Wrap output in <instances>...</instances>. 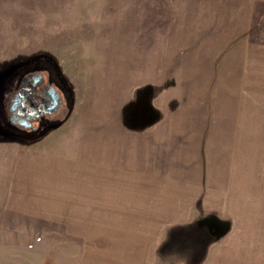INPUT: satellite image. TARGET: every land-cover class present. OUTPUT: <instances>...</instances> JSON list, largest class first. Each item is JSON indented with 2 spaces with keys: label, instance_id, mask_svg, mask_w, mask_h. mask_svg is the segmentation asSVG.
Listing matches in <instances>:
<instances>
[{
  "label": "crops",
  "instance_id": "0c3cea01",
  "mask_svg": "<svg viewBox=\"0 0 264 264\" xmlns=\"http://www.w3.org/2000/svg\"><path fill=\"white\" fill-rule=\"evenodd\" d=\"M255 9L264 12V0L249 7L250 26ZM255 42L227 88L232 108L185 115V131L174 129V118L130 130L120 114L127 86L120 99L80 98L71 115L17 153L13 189L25 194L20 205L12 197V207L79 238L88 264H182L172 244L201 237L197 229L213 222L216 238L201 248L199 264H264V29ZM163 149H174L169 161ZM166 243L170 252L162 254Z\"/></svg>",
  "mask_w": 264,
  "mask_h": 264
},
{
  "label": "rangeland",
  "instance_id": "374dc122",
  "mask_svg": "<svg viewBox=\"0 0 264 264\" xmlns=\"http://www.w3.org/2000/svg\"><path fill=\"white\" fill-rule=\"evenodd\" d=\"M257 2L0 0V73L53 63L68 115L80 98L83 104L120 99L127 86L120 114L130 130L146 131L174 118V129L185 131V115L211 116L219 106L229 110L235 104V92L227 88L242 72L244 48L256 44L257 31L264 29L262 10L255 9L249 24L248 9ZM57 126L33 138L0 134V264H88L79 238L11 205L12 197L20 205L25 194L13 189L17 153ZM172 153L163 149L162 161ZM162 166L167 169L168 162ZM214 225L197 229L201 237L180 232L183 241L171 249L180 248L175 253L182 264L205 259L201 248L216 238ZM169 252L166 243L160 253Z\"/></svg>",
  "mask_w": 264,
  "mask_h": 264
},
{
  "label": "flooded vegetation",
  "instance_id": "af4514ba",
  "mask_svg": "<svg viewBox=\"0 0 264 264\" xmlns=\"http://www.w3.org/2000/svg\"><path fill=\"white\" fill-rule=\"evenodd\" d=\"M45 66L48 67L26 69L13 66L0 73V134L4 137L33 138L57 123L51 120L49 113L53 105L50 87L55 85L64 91L63 83L54 72L53 63ZM45 69L49 72L48 82L41 77L29 76L31 72ZM54 95L59 96L57 90ZM32 126L36 129L30 130Z\"/></svg>",
  "mask_w": 264,
  "mask_h": 264
},
{
  "label": "water",
  "instance_id": "95a60500",
  "mask_svg": "<svg viewBox=\"0 0 264 264\" xmlns=\"http://www.w3.org/2000/svg\"><path fill=\"white\" fill-rule=\"evenodd\" d=\"M48 74H49V72L45 69V70H39L36 72H31L29 74V76L31 78L41 77L45 82H48L47 81ZM50 90H51V94L53 95V105L50 107L49 113L51 114V120L53 122L59 123V122H62L64 120V118L66 117L67 102H66L65 93H64V91H62L60 88H58L55 85H54V87H50ZM56 90H57L59 96L54 95ZM33 123L35 125V122H33ZM56 124H54L53 126H56ZM33 126L30 127L29 129L35 130L36 127H33ZM53 126H51L50 128H52Z\"/></svg>",
  "mask_w": 264,
  "mask_h": 264
}]
</instances>
